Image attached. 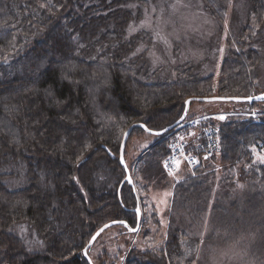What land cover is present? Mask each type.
<instances>
[{"label": "trees", "instance_id": "obj_1", "mask_svg": "<svg viewBox=\"0 0 264 264\" xmlns=\"http://www.w3.org/2000/svg\"><path fill=\"white\" fill-rule=\"evenodd\" d=\"M206 1L221 37L228 5ZM247 1L246 20L234 12L238 26L217 80L191 63L176 67L175 79L162 75L164 66L151 67L156 33L135 26L143 17L139 4L148 1L0 0V264H88L84 249L100 227L110 221L137 225L140 198L128 184L120 187L125 130L142 124L163 131L183 116L190 98L264 94V0ZM219 49L217 40L207 47ZM238 104L256 117L204 122L218 130L219 149L206 160L199 152L196 179L177 185L165 247L134 251L125 264H194L199 245L192 225L208 213L222 216L225 226L224 216L242 207L264 216V166L242 169L246 189L239 194L232 192L237 184L230 170L219 183L215 173H206L218 159L224 168L252 164L255 149L264 148V101ZM142 132L136 127L129 141ZM170 143L152 147L146 181L159 178ZM17 226L37 233L43 243L37 251L11 233Z\"/></svg>", "mask_w": 264, "mask_h": 264}, {"label": "rangeland", "instance_id": "obj_2", "mask_svg": "<svg viewBox=\"0 0 264 264\" xmlns=\"http://www.w3.org/2000/svg\"><path fill=\"white\" fill-rule=\"evenodd\" d=\"M143 1H148L150 4L148 6L139 4L138 11L143 17L141 22L135 26L156 33L154 35L157 37H153L155 47L150 52L151 67L164 66L165 70L162 75L175 79L176 73L173 70L178 66L191 63L193 66L200 68V70L198 69L200 73L215 75L218 80L223 62L229 53L228 41L234 37V30L238 26L236 24L239 20L234 16V12H238L239 19L244 18L246 20L248 1L225 0V4L228 5V12L225 14L221 37H218L216 33L220 28V24L204 10L208 4L206 0ZM138 28H135L133 33ZM213 40L220 43L219 51L207 50ZM176 49L181 51H176ZM262 54L264 56V50ZM263 66L264 62L261 65L262 69ZM150 71L153 72L154 70ZM262 84H264V80ZM242 108L244 107L241 104L233 102H192L187 119L190 117L205 118L208 115H232L246 118L249 116L246 113L244 116L238 115L242 112ZM261 113H264V111H261ZM136 125L140 127L142 124ZM127 130L125 131L127 132ZM145 131L134 135L130 141L128 140L125 148V161L133 179V185L127 181V173L123 166L124 177L120 185V187H123L128 184L140 198L138 207L134 209L137 215H141L140 228L137 230L139 225L137 216L135 228L130 226L129 229L125 225H115L104 231L88 250L92 264H101L100 261L106 262L108 259L116 261V264H125L127 257L134 251L150 253L157 252L165 247L172 223L171 215L173 213L176 187L182 182L192 181L197 177V172L193 173L188 168L179 169L178 172L168 174L161 164L162 172L159 178L154 179L153 182L146 181L144 179L145 163L148 157L151 156L149 152H151L152 147L168 138L174 139L176 134L169 131L157 136L148 133L147 128ZM125 133L122 134L123 139ZM196 135L197 131H191L189 135L182 133L177 138L181 141H188ZM252 158V164L246 165L243 163L230 168H224L220 162L221 160L218 159L206 173H215V182L219 183L227 175H225L226 171L230 170L232 176L236 178L237 184L236 187L232 188V192L239 194L240 190L246 189L240 172L242 169L250 172L253 167L264 166V162H262L264 161V148H256ZM17 184L19 188L21 185L20 183ZM218 189L219 186L211 193V204L216 202L218 194L216 190ZM219 199L218 197L217 200ZM260 212L254 211L250 207H242L238 213L231 212L230 218L224 216L227 218V226L220 224L219 221L223 218L222 216L210 212L206 215L203 223L201 220V225H192V238L197 239L196 244L199 245L198 254L194 255V264H264V222L261 223L264 216L260 215ZM233 213L238 221L236 224L235 222L233 224L231 219ZM176 215L178 216V213ZM111 222L113 221L108 223ZM11 233L15 234L16 239L21 244H25L30 252L37 251L39 244H43L39 241L37 233L29 230L27 226L14 227ZM218 233H220V241L215 240L213 235ZM194 240L186 241V244L191 245ZM86 260L90 264L87 258Z\"/></svg>", "mask_w": 264, "mask_h": 264}, {"label": "built area", "instance_id": "obj_3", "mask_svg": "<svg viewBox=\"0 0 264 264\" xmlns=\"http://www.w3.org/2000/svg\"><path fill=\"white\" fill-rule=\"evenodd\" d=\"M256 116L255 113L252 114ZM207 119H190L183 122L178 129L173 133L176 134L175 138L182 133H189L197 131V135L188 141H181L174 138L170 145L169 154L164 159V169L168 173H175L183 164L192 172L197 171L201 165L202 160L198 156L201 151L205 153V159L214 157L216 151L219 149L217 134L218 130L212 127H204V122Z\"/></svg>", "mask_w": 264, "mask_h": 264}, {"label": "water", "instance_id": "obj_4", "mask_svg": "<svg viewBox=\"0 0 264 264\" xmlns=\"http://www.w3.org/2000/svg\"><path fill=\"white\" fill-rule=\"evenodd\" d=\"M254 101H264V94L255 96V97H245V98H237V97H210V98H191L186 102V109L185 112L183 114V116L171 127L163 130V131H159V132H154V131H148V133L153 134V135H157V136H161L169 131H172L173 129L177 128L179 125H181L184 120L188 117V113L190 110V106L192 102H202V103H217V102H233V103H252ZM138 125H133L130 129L127 130V132L125 133L122 145H121V151H120V162L121 165L124 167L126 173H127V181L133 185V179L130 176V172L129 169L127 167L126 161H125V148L127 145V142L130 138V135L132 134L134 128H136ZM140 127H143L144 129H146L145 126L141 125ZM140 221H141V215L138 214V228L137 230H139L140 228ZM115 225H125L130 229V226L123 221H113L111 223H108L107 225L101 227L94 235L93 237L90 239L87 247L84 249V254L86 256V258L88 259L89 263L92 264V261L88 255V250L91 248V246L95 243V241L98 239V237L107 229L111 228L112 226ZM133 231V230H132Z\"/></svg>", "mask_w": 264, "mask_h": 264}, {"label": "snow or ice", "instance_id": "obj_5", "mask_svg": "<svg viewBox=\"0 0 264 264\" xmlns=\"http://www.w3.org/2000/svg\"><path fill=\"white\" fill-rule=\"evenodd\" d=\"M262 162H264V161H262Z\"/></svg>", "mask_w": 264, "mask_h": 264}]
</instances>
